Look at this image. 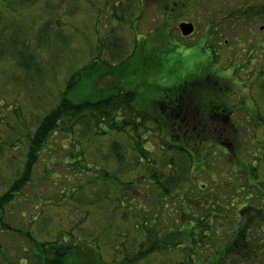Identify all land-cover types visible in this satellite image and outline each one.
<instances>
[{"label": "rangeland", "instance_id": "obj_1", "mask_svg": "<svg viewBox=\"0 0 264 264\" xmlns=\"http://www.w3.org/2000/svg\"><path fill=\"white\" fill-rule=\"evenodd\" d=\"M54 1L58 0H38L32 7L22 10V20L25 23L37 20L40 25V21L50 18L52 24L50 28L51 42L44 49L47 60L49 57L50 60L45 63L43 77L40 80H36L35 77L34 80L21 78L20 81H17L13 76L24 75L21 67L16 70L8 62H0V95L3 100L0 109H2L3 117H6V122L2 126L0 125L3 139H8L12 133L11 126L7 122L11 119L8 115L12 114L11 106L17 102L14 100L15 96L20 98L22 111H24L21 112H30L29 115L32 113V119H37L38 114L46 113L55 107L63 95H68L76 102L94 100L107 96L116 90L117 85L123 89L128 87L134 89L137 94L134 101L135 106L148 111L151 117L159 114V111L164 113L170 111L169 108H165L166 105L158 102L160 88L175 78L189 73L197 74L200 70L199 61L194 54L197 50V45L194 43L195 36L199 33L183 37L179 22L181 20L192 21L198 16H203L202 12H207L213 2L220 3L219 6L231 2V0H201L199 3L194 2L187 7L184 14H182L180 2L176 5V9L172 13H168L165 18L163 8L166 3L164 0H162L161 6L157 3L152 4L150 0H144L142 4H138L134 16H126L124 21L117 22L116 19L111 18L114 3L112 0H82V3H70L75 0H65L63 5L57 7L58 9L55 8L56 5H53ZM52 6L54 7L52 8ZM185 6H187L186 3ZM136 16H139V20L136 22L135 28L139 32L132 31L133 26L130 22ZM163 22H168L167 26H164ZM169 27H172V33H169ZM233 33L232 35L240 37L239 29ZM9 35L10 32L7 31L5 33L7 39H9ZM135 38L138 39L137 43ZM144 39H147L145 43L142 42ZM104 41L108 43H106V49L101 52L99 46L102 47ZM201 44L202 42H200ZM121 48L122 51L115 54L112 59L113 54L117 53V49ZM127 48L128 51L133 52L130 59L131 64H127L128 68H122L116 77L112 74L103 75L102 73L111 71V65H114L116 61L126 57L123 53ZM93 62H97V64L90 68L91 70L86 71ZM83 66H87V69ZM80 68L83 70L78 72L77 70ZM76 72L81 76L80 82L74 83V86L68 91L67 85ZM236 75L238 76V73ZM245 76L244 74L243 84L237 79H235L236 83H233V75H230L229 79L218 76L223 86L228 85L227 88L222 89L224 93L222 98L233 104L232 119L230 118V125L226 129V133L229 135L228 138L234 137L236 142L234 147L238 148L237 155L230 151L229 154L223 152L213 144L214 141L210 140L211 145L206 154L205 170L196 175V164H203V160L196 156L195 150H193L195 152L194 161L188 158L184 161L180 153L172 150L170 154L164 152L159 149L161 139L152 128L149 129L150 133L147 134V138L142 141L143 145L153 149L146 155L153 157L156 161L155 164H164L170 159H173V164H194L191 173L190 170L188 172L190 180L183 184L180 191L186 198L198 199L210 196L213 201H219L216 202L218 214L210 216L213 220V229L208 242L213 250L232 237L234 221L231 213H234V207H238L242 201V192H236L235 187L241 185L244 179L242 177L241 180H238V177L233 175L234 170L232 169L243 168L242 164H245L243 160L251 162L255 153V139L251 135L247 121L255 113L253 112V109L256 108L254 102L259 105V110L264 114V92L257 87L249 86ZM206 81L207 86L211 85L208 80ZM219 88L218 86L217 89L221 90ZM13 90L15 91L13 92ZM203 93L200 98L209 106H211V101L218 98L210 89H206ZM208 113V111H204V117ZM14 123L15 120H12L11 124ZM249 124L253 129V123ZM149 126H152V123H149ZM2 128L3 130H1ZM212 129L214 128L212 127ZM91 136L92 134H89L80 139H83L87 146L86 155L89 157L90 167L92 166L90 171L93 173L100 171L94 169V165L98 163L102 169H106L107 165L111 169L118 168L119 170L117 164L120 163L117 158H113L114 154L112 158L106 159L107 154L113 153L111 146L116 139L127 149L128 163L123 164H136L133 157L134 151L137 150L134 148L133 137L125 136L119 132H115L109 137L100 136L97 140L93 138L95 135ZM167 138H170V134H162V140ZM62 144H67V137L63 133H57L49 139L47 143L49 147L42 149L41 159L38 164H35L32 180L22 187L19 194L4 205L3 218L6 224L11 227L0 229V264H5L6 261L20 264V260L23 258H26L24 260L27 264H37L36 259L38 258L35 252L31 251L32 241L24 236L27 229H32L33 233L38 232L36 236L42 240H52L58 236L59 231L68 230L74 232L73 240L77 241L78 237L82 238V240H78L79 243H84L91 237H97L102 243L105 254L109 253L110 249L113 250V242L118 232L126 228L131 236L138 233L135 219H138L140 214L144 216V212L136 209L138 204L136 198L134 201L128 200V208L131 209L126 211L128 208H125V203L122 202L123 182L119 181L116 184V180L112 178H97L98 174H94L98 179L96 183H83L80 187L81 182L86 181L90 176L85 172L81 173L80 169L73 164H56L52 157L53 155L56 158L62 157L60 151ZM262 151L264 152V149ZM94 155L96 158L93 157ZM10 156L14 157V154L11 153ZM2 158L4 161L3 164H0V195L12 182L14 176L20 174L15 169L18 164H6V155ZM94 160H98V163ZM261 164H264V161ZM262 170L264 171V168ZM141 173L148 174V169L130 170L129 173H120V176L124 181H134ZM114 174L117 175V173ZM95 177L93 176L91 179ZM229 177L231 179H228ZM147 181L141 179L138 183L146 182L144 186L147 185L146 189L143 188L145 193L142 196V202L145 209L148 210V214L158 213L157 218L161 219L162 223L158 222L157 225L161 228L169 229L178 225L181 227L180 208L176 212L165 214L164 212L169 213V207L163 210L162 205V212H157L160 210V203L164 204L165 200L162 199L163 197L155 185L149 184L150 182ZM204 183L208 184V187L202 189ZM214 184H217L220 189L216 190ZM72 190L74 191L72 192ZM130 191L131 195L135 196L134 190ZM233 199L235 203L231 205ZM179 204H181L180 201L176 205L179 206ZM172 206H174L173 203L170 204V208ZM190 208L196 213H204L199 206ZM124 213H126V217H124ZM35 215H37L36 219ZM15 228L24 231H14ZM257 236L263 242L260 237H263L264 240V233L261 232ZM208 251V248L202 250L199 247L198 255L193 254V257L206 258ZM185 256L187 255L183 248L173 249L172 247L167 253L165 251L157 255L152 254L139 264H164L170 261L176 264ZM262 264H264V257Z\"/></svg>", "mask_w": 264, "mask_h": 264}, {"label": "trees", "instance_id": "obj_2", "mask_svg": "<svg viewBox=\"0 0 264 264\" xmlns=\"http://www.w3.org/2000/svg\"><path fill=\"white\" fill-rule=\"evenodd\" d=\"M64 1H54L53 5H56L55 8H57L63 5ZM83 1L75 0L70 3H82ZM112 1L114 3L111 18L121 22L126 19V16H134L138 4H142L144 0ZM150 1L152 4L162 5V0ZM164 1L166 6H164L163 11L166 18L168 13H172L180 2L184 3L182 5L180 3L182 14H184L187 7L201 0ZM37 2L38 0H0V62H8L16 70L21 67L24 75L13 76L17 81H20L21 78L34 80L35 77L36 80H40L44 75L45 63L50 60V57L47 60V56L44 54L45 47L49 46L51 42L50 28L52 24L50 18L40 21V25L37 20L32 23H25L22 20V10L32 7ZM185 3L187 6H185ZM138 20L139 16L130 20L133 32L137 30L135 24ZM167 23L164 26H167ZM169 28V33H172V27ZM7 31L10 32L9 39L5 36ZM135 39L137 43L138 39ZM146 40L144 39L142 42L145 43ZM106 43L108 42L104 41L103 46H99V51L102 52L106 49ZM121 51L122 48L117 49V53L111 55L112 59H114L115 54ZM123 55L126 57L120 59V61H114L115 64L111 65V71L102 74H112L115 77L120 74L122 68H126L129 63L131 64L130 59L133 52L128 51L127 48L124 50ZM95 64L97 62H93L88 69L87 66H85L86 68L83 66V68L89 71ZM198 64L200 66L202 62L199 61ZM82 70L80 68L77 71ZM78 72L72 75L73 78L67 85L68 91L71 90L74 83L80 82L81 76L77 75ZM248 75L249 79L257 82L256 80H259L263 73L252 72ZM206 80L211 85L207 86ZM251 87H255V85H251ZM217 88L218 86L205 72L199 71L197 74L189 73L175 78V80L162 86L159 93L158 102L166 105L165 108H169L170 111L165 112L166 114L159 111V114L153 117L148 114V111L135 106L134 101L137 94L134 89L131 87L123 89L119 85H117L116 90H113L107 96L94 100L76 102L68 95H63L55 107L46 113L38 114L37 119H32V113L29 115L30 112L22 113L24 111H22L20 98L18 99L15 96L14 100L17 102L11 106L12 114H8L11 119L7 122L11 126L12 133L8 136V139H3V134L0 133V164H3L4 159L2 157L6 155L5 163L18 164L15 169L20 174L14 176L12 182L0 195V229L11 227L6 224L3 218L4 205L19 194L22 187H25L32 180L35 164H38L41 159L42 149L49 147L47 145L49 139L57 133H63L67 137V144H62L60 147L62 157L52 156L55 163L73 164L80 169L81 173L85 172L90 176L86 181L81 182L80 187L83 183H96L98 179L94 174H98L97 178H112L116 180V184L119 181L123 182L122 202L125 203V208L129 207L128 200L134 201L136 198L138 200L136 209L142 210L144 216L140 214V217L135 219L138 233L131 236L126 228L118 232L113 242V250L110 249L109 253L106 254L102 249V243L97 237H91L89 240H85L84 243H79L78 240H82V238L78 237L77 241L73 240L75 238L74 232L68 230L59 231L58 236L52 240H42V238L36 236L38 232L33 233L32 229H27L24 236L32 241L31 251L35 252L39 259H36L37 264H139L152 254L157 255L165 251L167 253L172 247L173 249L183 248L187 255L176 264H262L264 240L263 237H260L263 241L261 242L257 235L261 232L264 233V171L262 170L264 164H261L264 161V152L262 151L264 149V114L259 110V105L254 102L256 108L253 109V112L255 113L252 115L249 113L252 117L247 120L251 135L255 139V153L251 162L248 163L243 160V163H245L242 164L243 168L232 169L234 170L233 175L237 176L238 180H241L242 177L244 179L241 185L235 187L236 192H242V201L239 200L240 205L234 207V213H231L234 221L232 237L217 249L213 250L208 240L213 229L211 218L213 215L218 214L216 202L219 201H213L210 196L208 198L190 199L180 192L183 184L190 180L188 172L190 170L191 173L194 164H173V159L167 160L164 164H155V159L146 155V153L152 152L153 149L142 144V141L147 138V134L150 133L149 129L152 128L158 133V137L161 139L159 149L164 152L170 154L172 150L178 154L180 153L184 161H186V158L194 161L195 152L193 150H195L196 156L203 160V164H196V175L205 170L206 154L211 145L210 140L214 141L213 144L223 152L229 154L230 151L237 155L238 148L235 149L234 147L236 146L234 137L228 138L229 135L226 133V129L230 125V118L232 119L233 104L222 98L224 95L223 88L221 90ZM206 89L212 90L218 96L217 99L211 101V106L207 105L208 103L205 104L200 98ZM257 89L264 92V86H258ZM2 103L3 100H1L0 95V104ZM204 111L209 112L206 117H204ZM5 118L2 115V109H0L1 126L6 122ZM12 120H15L14 124H11ZM250 122L253 123V129L252 126L250 127ZM149 123H152V126H149ZM165 124H167V127H165ZM115 132L134 138V148L137 151H134L133 158L136 164H123L128 163L127 149L116 139L111 146L113 153L107 154L106 159L112 158L114 154L113 158H117L120 163L117 164L119 170L118 168L111 169L107 165L106 169H102L98 160H94L98 163L94 165V169L100 171L93 173L90 171L92 166L90 167L89 157L86 155L87 146L84 144L85 141L80 138L92 134L91 137L95 135L93 138L97 140L100 136L109 137ZM162 134H170V138L162 140ZM11 153L14 154V157L10 156ZM93 157L96 158L95 155ZM139 168L148 169V174L141 173L134 181H124L120 176V173H129L130 170L135 171ZM114 173H117V175ZM92 175L95 177L94 179H91ZM141 179L143 181L148 180L149 184H154L163 197L162 199L165 200L164 204L160 203V210L157 212H162V205L163 210L169 207V213L164 212L165 214L176 212L180 208L181 227L178 225L164 229L157 225L158 222L162 223V220L157 218L158 213L148 214V210L145 209L146 207L142 202V196L145 193L143 188L146 189L147 185L144 186L146 182H139V184L138 181ZM228 179H231V177ZM213 186L216 190L220 189L217 184ZM207 187L208 184L204 183L201 188L205 189ZM131 189L136 193L135 196L131 195ZM179 201L181 204L178 206L176 204ZM171 203L174 204L172 208H170ZM234 203L235 200L233 199L231 205ZM191 206H199L204 213L194 212L191 210ZM129 209L131 208L126 209V211ZM210 216L212 217L210 218ZM124 217H126V213H124ZM34 218L36 219L37 215ZM14 231L24 230L15 228ZM110 243L112 242L110 241ZM199 247L202 250L208 248L206 258L193 257V254L198 255ZM24 259L26 258L20 260V264H27ZM5 264L14 263L6 261ZM164 264L173 263L170 261Z\"/></svg>", "mask_w": 264, "mask_h": 264}, {"label": "flooded vegetation", "instance_id": "obj_3", "mask_svg": "<svg viewBox=\"0 0 264 264\" xmlns=\"http://www.w3.org/2000/svg\"><path fill=\"white\" fill-rule=\"evenodd\" d=\"M219 4L213 2L207 12H202L203 16H198L192 21L181 20L178 24L183 37L199 33L196 34L194 42L197 45L194 54L198 61L202 62L199 71L207 73L209 78L223 89L228 85L223 86L219 77L229 79L228 77L233 75V83H236L237 79L243 84L244 74L249 86L263 87L264 0L231 1L222 6ZM182 22L192 23L193 31L184 34L180 27ZM237 29L240 31V37L232 35ZM252 72H262L263 75L257 82H253L254 80L248 78V74Z\"/></svg>", "mask_w": 264, "mask_h": 264}, {"label": "water", "instance_id": "obj_4", "mask_svg": "<svg viewBox=\"0 0 264 264\" xmlns=\"http://www.w3.org/2000/svg\"><path fill=\"white\" fill-rule=\"evenodd\" d=\"M180 27L182 28V31L184 34H189L193 31V24L190 22H182L180 24Z\"/></svg>", "mask_w": 264, "mask_h": 264}]
</instances>
